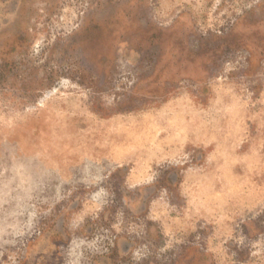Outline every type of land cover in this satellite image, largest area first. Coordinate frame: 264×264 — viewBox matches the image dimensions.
Instances as JSON below:
<instances>
[{
	"label": "rangeland",
	"instance_id": "obj_1",
	"mask_svg": "<svg viewBox=\"0 0 264 264\" xmlns=\"http://www.w3.org/2000/svg\"><path fill=\"white\" fill-rule=\"evenodd\" d=\"M0 264H264V0H0Z\"/></svg>",
	"mask_w": 264,
	"mask_h": 264
},
{
	"label": "crops",
	"instance_id": "obj_2",
	"mask_svg": "<svg viewBox=\"0 0 264 264\" xmlns=\"http://www.w3.org/2000/svg\"><path fill=\"white\" fill-rule=\"evenodd\" d=\"M157 156H159V155L157 154ZM132 170H133V175H134L135 177H137V178L134 177L133 180H134V181H141V178H140V177H141V172H140L139 170L136 171V170H135V166L133 167ZM130 173H131V172H130ZM131 174H132V173H131Z\"/></svg>",
	"mask_w": 264,
	"mask_h": 264
}]
</instances>
